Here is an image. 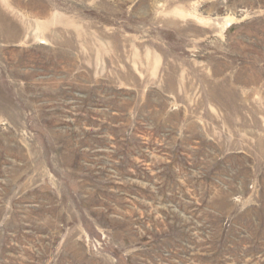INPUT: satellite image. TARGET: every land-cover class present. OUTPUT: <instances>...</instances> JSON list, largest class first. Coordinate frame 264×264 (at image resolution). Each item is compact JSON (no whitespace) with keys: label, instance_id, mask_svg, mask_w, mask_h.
<instances>
[{"label":"rangeland","instance_id":"1","mask_svg":"<svg viewBox=\"0 0 264 264\" xmlns=\"http://www.w3.org/2000/svg\"><path fill=\"white\" fill-rule=\"evenodd\" d=\"M0 264H264V0H0Z\"/></svg>","mask_w":264,"mask_h":264}]
</instances>
